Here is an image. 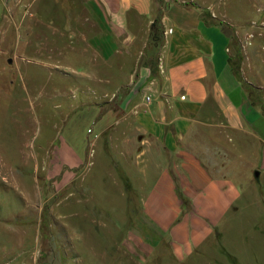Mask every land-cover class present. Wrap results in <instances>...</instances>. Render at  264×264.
<instances>
[{"label": "rangeland", "instance_id": "rangeland-1", "mask_svg": "<svg viewBox=\"0 0 264 264\" xmlns=\"http://www.w3.org/2000/svg\"><path fill=\"white\" fill-rule=\"evenodd\" d=\"M85 1L0 0V264H264V170L255 178L264 158L250 148L238 146L229 204L208 219L203 243L187 251L146 216L150 189L135 168L131 197L112 164L122 158L96 138L101 110L84 105L100 103L81 74V39L96 32L85 21ZM232 1L238 25L253 26L238 39L249 48L264 42V12L248 0L224 2ZM236 49L237 72L262 64L260 49ZM248 88L254 102H264V88Z\"/></svg>", "mask_w": 264, "mask_h": 264}, {"label": "crops", "instance_id": "crops-1", "mask_svg": "<svg viewBox=\"0 0 264 264\" xmlns=\"http://www.w3.org/2000/svg\"><path fill=\"white\" fill-rule=\"evenodd\" d=\"M224 1L84 3L85 21L96 32L81 39L79 55L81 74L99 87L91 84L86 91L100 103L84 104L101 110L96 138L104 137L106 152L122 158L112 164L131 197L136 190L130 171L137 170L150 189L146 216L171 230L184 251L208 237V219L229 204L227 178L238 170V146L250 148L256 160L264 158V102H254L248 88H264V42L249 48L247 39H238L242 27L228 9L234 2ZM247 3L256 14L264 12V0ZM155 23L159 39L152 37ZM246 28L253 26L242 28L249 33ZM238 43L246 55L260 49L256 58L262 64L244 63L240 72L234 70ZM90 148L88 166L93 143ZM260 170L256 179L263 176V164ZM163 204L172 214L157 211Z\"/></svg>", "mask_w": 264, "mask_h": 264}, {"label": "trees", "instance_id": "trees-1", "mask_svg": "<svg viewBox=\"0 0 264 264\" xmlns=\"http://www.w3.org/2000/svg\"><path fill=\"white\" fill-rule=\"evenodd\" d=\"M152 37L153 39H159V27L158 24L155 23L153 31H152ZM234 70H236L235 68H233Z\"/></svg>", "mask_w": 264, "mask_h": 264}, {"label": "water", "instance_id": "water-1", "mask_svg": "<svg viewBox=\"0 0 264 264\" xmlns=\"http://www.w3.org/2000/svg\"><path fill=\"white\" fill-rule=\"evenodd\" d=\"M259 175H260V173H259V172H257V173H256V175H255V176H256V178H259Z\"/></svg>", "mask_w": 264, "mask_h": 264}, {"label": "built area", "instance_id": "built-area-1", "mask_svg": "<svg viewBox=\"0 0 264 264\" xmlns=\"http://www.w3.org/2000/svg\"><path fill=\"white\" fill-rule=\"evenodd\" d=\"M264 24V23H263ZM253 25L255 26L256 25V23L255 22H253Z\"/></svg>", "mask_w": 264, "mask_h": 264}]
</instances>
